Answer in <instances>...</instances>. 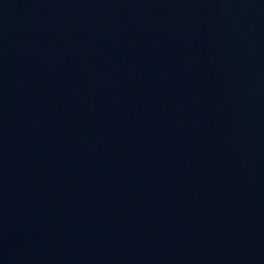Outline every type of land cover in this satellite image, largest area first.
<instances>
[{
  "label": "water",
  "instance_id": "obj_1",
  "mask_svg": "<svg viewBox=\"0 0 264 264\" xmlns=\"http://www.w3.org/2000/svg\"><path fill=\"white\" fill-rule=\"evenodd\" d=\"M0 264H264V0H0Z\"/></svg>",
  "mask_w": 264,
  "mask_h": 264
}]
</instances>
